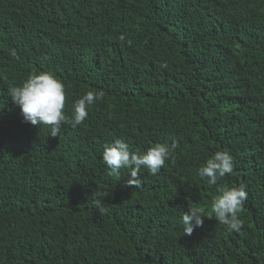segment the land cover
Masks as SVG:
<instances>
[{
  "label": "trees",
  "instance_id": "16d2710c",
  "mask_svg": "<svg viewBox=\"0 0 264 264\" xmlns=\"http://www.w3.org/2000/svg\"><path fill=\"white\" fill-rule=\"evenodd\" d=\"M33 72L64 83L69 115L105 95L53 137L8 96ZM116 139L177 146L134 187L102 161ZM218 150L233 171L209 185ZM221 186L247 192L239 232L211 211ZM0 264H264V0H0Z\"/></svg>",
  "mask_w": 264,
  "mask_h": 264
},
{
  "label": "clouds",
  "instance_id": "9594fccd",
  "mask_svg": "<svg viewBox=\"0 0 264 264\" xmlns=\"http://www.w3.org/2000/svg\"><path fill=\"white\" fill-rule=\"evenodd\" d=\"M11 56L16 57L15 50ZM102 90H91L77 99L71 114L65 113V86L52 72H33L20 84L8 89L14 106L18 107L24 122L49 129L48 135L57 136L63 125L75 128L82 124L88 116V109L104 97ZM176 142L171 145L157 143L141 153L139 150L130 151L129 145L121 139L105 143L101 153L102 161L109 176L120 177V170L129 173L127 185L139 187L140 173L147 169L151 175H156L164 167L166 161L174 159ZM233 171V156L228 151L218 150L200 166L196 175L206 179L209 185H217L218 181ZM211 202V211L215 220L226 227L228 232H239L243 227L240 213L247 200V192L243 186H221ZM102 196V193H94ZM100 201H98V204ZM203 209L190 208L182 216L183 234L191 235L194 228L203 224ZM211 219V217H209Z\"/></svg>",
  "mask_w": 264,
  "mask_h": 264
}]
</instances>
